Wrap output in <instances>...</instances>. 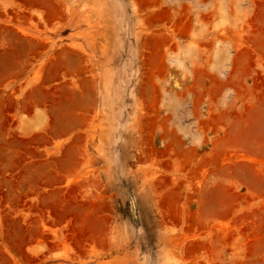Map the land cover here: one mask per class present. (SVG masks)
I'll list each match as a JSON object with an SVG mask.
<instances>
[{"label": "rangeland", "instance_id": "obj_1", "mask_svg": "<svg viewBox=\"0 0 264 264\" xmlns=\"http://www.w3.org/2000/svg\"><path fill=\"white\" fill-rule=\"evenodd\" d=\"M3 102L0 264H264V0H0Z\"/></svg>", "mask_w": 264, "mask_h": 264}, {"label": "bare ground", "instance_id": "obj_2", "mask_svg": "<svg viewBox=\"0 0 264 264\" xmlns=\"http://www.w3.org/2000/svg\"><path fill=\"white\" fill-rule=\"evenodd\" d=\"M29 106V105H28ZM31 106V105H30ZM7 106H6V104L3 102V103H1L0 104V129H1V127H2V124L4 123L3 121H4V117H5V115H7L6 114V111H7ZM3 118V119H2ZM6 118V117H5ZM3 121H2V120ZM67 126V125H66ZM21 140H24V139H21ZM12 142V141H11ZM12 146H13V149H12V152H10V153H6V155L8 156L6 159H7V161H6V163L3 165V168L4 169H8L9 167H12V166H14L17 162H21L22 161V159L24 158L21 154H20V151L18 150V146L19 147H25V146H27V144H26V142H24V141H18L17 143H15V144H12ZM27 152V151H26ZM19 160H21V161H19ZM75 157L73 156V157H67V158H65V160H61V161H57L58 163H56V165L58 164V168H60V167H63V168H66V167H64V166H68V165H72L74 162H75ZM51 165H53V166H55L52 162H50V161H45V162H38V163H34V164H27V166H26V168H28V169H30V168H35L38 172H40V173H44L43 171L44 170H42V168H44V166L46 167H49V166H51ZM25 168V167H24ZM55 168H57V167H55ZM32 171L34 170V169H31ZM36 170L34 171V172H36ZM62 170V169H61ZM42 171V172H41ZM30 173H32V172H30ZM40 173L38 174V175H40ZM60 173V172H59ZM34 174V173H33ZM37 175V174H36ZM37 175V176H38ZM43 175V174H42ZM42 175H40V176H42ZM33 176H35V175H33ZM44 177V176H43ZM34 178V177H33ZM30 179H32V178H30ZM34 180V179H33Z\"/></svg>", "mask_w": 264, "mask_h": 264}, {"label": "crops", "instance_id": "obj_3", "mask_svg": "<svg viewBox=\"0 0 264 264\" xmlns=\"http://www.w3.org/2000/svg\"><path fill=\"white\" fill-rule=\"evenodd\" d=\"M71 126H72V124L71 125H69L67 128H65L66 130H69L70 128H71ZM23 149V148H22ZM23 151H24V149H23ZM24 152H26V151H24ZM38 162H45V161H37V162H33V163H38ZM31 164V163H30ZM27 166V165H26ZM25 166V167H26Z\"/></svg>", "mask_w": 264, "mask_h": 264}]
</instances>
